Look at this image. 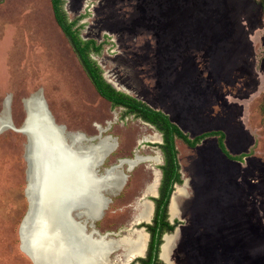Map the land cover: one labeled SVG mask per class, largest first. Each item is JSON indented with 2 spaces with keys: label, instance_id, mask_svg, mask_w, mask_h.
Returning <instances> with one entry per match:
<instances>
[{
  "label": "rangeland",
  "instance_id": "374dc122",
  "mask_svg": "<svg viewBox=\"0 0 264 264\" xmlns=\"http://www.w3.org/2000/svg\"><path fill=\"white\" fill-rule=\"evenodd\" d=\"M83 40L103 43L91 57L118 91L167 114L189 137L221 131L195 148L176 141L184 196L168 236L170 264H264V19L259 0H63ZM34 100V101H33ZM30 102L84 144H113L95 170L120 160L122 187L94 224L105 239L130 234L163 164L159 133L94 90L56 24L50 0H0V113L20 128ZM49 110V111H48ZM23 133H0V264H33L21 251L28 210ZM118 174H120L117 171ZM174 194V193H173ZM172 200L170 209L172 207ZM146 201V202H145ZM169 209V211H170ZM90 223L87 222V231ZM33 228V227H32ZM32 230V229H31ZM130 232V233H129ZM110 238V239H109ZM111 251L110 253H112ZM117 249L109 260L123 259Z\"/></svg>",
  "mask_w": 264,
  "mask_h": 264
},
{
  "label": "bare ground",
  "instance_id": "6f19581e",
  "mask_svg": "<svg viewBox=\"0 0 264 264\" xmlns=\"http://www.w3.org/2000/svg\"><path fill=\"white\" fill-rule=\"evenodd\" d=\"M42 106L40 102H33V110L28 108L26 114L25 129L29 137L25 145L28 210L20 231L21 251L32 263L38 264H120V261L108 259L109 253L115 249L123 250L122 264L142 255L147 234L141 231L131 232L119 240L97 239L94 232L86 231L85 224L98 217L103 201L100 197L102 188L116 186L124 180L117 173L118 167L108 168L104 177L94 172L102 162L103 154L114 145L106 139L97 145L84 144L82 135L66 132L51 122ZM8 119L4 105L0 122L6 123ZM142 159H127L119 164L131 167ZM158 179L156 172L154 184L148 188L152 195ZM184 194V189L177 187L171 209L169 207L171 217L178 216L175 202ZM151 211L152 205L146 202L137 220L148 221ZM170 244L171 238L167 235L161 257L168 264Z\"/></svg>",
  "mask_w": 264,
  "mask_h": 264
},
{
  "label": "trees",
  "instance_id": "16d2710c",
  "mask_svg": "<svg viewBox=\"0 0 264 264\" xmlns=\"http://www.w3.org/2000/svg\"><path fill=\"white\" fill-rule=\"evenodd\" d=\"M52 14L59 29L67 39L72 51L74 52L80 66L88 77L96 93L108 102L111 108H120L123 110L122 116H132L149 125H152L158 133L161 134V144H157L163 155L164 165L162 169V179L159 189V198L155 199L156 208L151 225L141 224L150 233L149 247L156 248V256L159 246L162 244V235L164 233L171 234L179 225V221L173 223L168 222L167 206L171 194L174 191V185L182 182L178 153L175 146L176 141L182 142L188 148H195L207 138H215L217 147L228 160L240 161L242 157L231 156L224 144L225 135L221 131L206 132L194 137H189L174 122H172L167 114L159 109H155L147 103L131 97L123 92L115 90L109 83L105 81L101 68L91 57L92 54L100 55L103 50V43H97L93 39L83 40L80 36V28L78 26L82 17L68 20L64 11L63 0H50ZM262 16L264 19V0H259ZM264 60V52L262 54ZM262 120L264 122V98L260 106Z\"/></svg>",
  "mask_w": 264,
  "mask_h": 264
},
{
  "label": "water",
  "instance_id": "95a60500",
  "mask_svg": "<svg viewBox=\"0 0 264 264\" xmlns=\"http://www.w3.org/2000/svg\"><path fill=\"white\" fill-rule=\"evenodd\" d=\"M106 82L107 83H109L115 90H118L117 88H115L109 81H107L106 80ZM32 102H30L28 105H27V108H30V110H33L32 109ZM37 107L38 108H40L41 106L40 105H37ZM42 109H44V111L46 112V114H47V118L51 121V122H53V120L51 119V116L49 115V113L47 112V110H46V108H45V106L43 105L42 106ZM25 123H26V118L24 119V121H23V123H22V125H21V127L20 128H15L13 125H12V123H11V121H10V118L8 119V122H6V123H2V122H0V133L2 132V131H4V130H6V129H11V130H13L14 132H19V133H23V134H25L26 135V137H27V143L29 142V137H28V135H27V131H26V129H25ZM145 123V122H144ZM54 124V123H53ZM145 124H147V123H145ZM148 125V124H147ZM63 128V127H62ZM159 135H160V137H161V134L159 133ZM162 142V140L160 141V143ZM26 143V144H27ZM159 143V144H160ZM25 144V145H26ZM112 150V148L110 149V150H108L107 152H105L104 154H103V157H102V162H103V160L105 159V157H106V155L110 152ZM25 159H26V154H25ZM127 159H124V160H120V161H126ZM102 162H100V164L102 163ZM99 164V165H100ZM98 166V165H97ZM117 167H120V164H118L117 166H113V167H110L109 169H115V168H117ZM134 166H131V168H129L128 167V169H132ZM97 168V167H96ZM96 168H94V172H95V175H99L100 177H104V175H105V173H106V170H108V169H105L104 170V174H97V170H95ZM120 174H122L121 173V171L120 170H117ZM122 180H120L118 183H117V185L116 186H111V187H107V189H108V191H110V192H112V193H115V191H117V190H119L121 187H122ZM158 184H159V182H158ZM158 186V185H157ZM176 186V185H175ZM102 190H106V188L105 187H103L102 188ZM173 193H174V191H173ZM173 193L171 194V197H170V201H169V206H168V210H169V207H170V204H171V199H172V197H173ZM155 195H156V193H155ZM100 197H101V199L103 200L102 201V204H101V206H100V209H99V213H98V217L97 218H95V219H92L91 220V224L92 225H94V223L97 221V220H99L102 216H103V212H104V210L106 209V207H107V204H108V202H109V199H107L106 197H104L101 193H100ZM146 202V201H145ZM147 203H150L151 205H152V212H153V202H147ZM152 214L153 213H151V217H150V219L148 220V221H137V222H134L136 225H139V224H141V223H150V221H151V218H152ZM170 217V216H169ZM170 219V221L171 220H173V218H169ZM23 222H24V218H23V220H22V223H21V226H20V231H21V228L23 227ZM136 231H141V232H143V233H145V234H147L146 232H145V230H144V228H133L132 230H130V232H136ZM175 231V230H174ZM129 232V233H130ZM106 236V234H104V235H101V237H105ZM126 235H123V236H121V237H119V238H116V239H113V240H119V239H121V238H123V237H125ZM167 236V234H165V235H163V237H162V240H163V243L161 244V247L160 248H162V245L164 244V238ZM147 237H148V234H147ZM20 239H21V236H20ZM110 239V238H109ZM146 246H147V242H146ZM146 246H145V248H146ZM144 248V249H145ZM20 249H22L21 248V246H20ZM144 249L142 250V254H143V251H144ZM136 258H138V257H134V258H132V259H129L125 264H127V263H129V262H131V261H133V260H135ZM34 261V260H33ZM34 264H38V263H35V261L33 262Z\"/></svg>",
  "mask_w": 264,
  "mask_h": 264
},
{
  "label": "flooded vegetation",
  "instance_id": "af4514ba",
  "mask_svg": "<svg viewBox=\"0 0 264 264\" xmlns=\"http://www.w3.org/2000/svg\"><path fill=\"white\" fill-rule=\"evenodd\" d=\"M149 125V124H148ZM149 126H151L152 128H154L152 125H149ZM155 129V128H154ZM156 130V129H155ZM157 131V130H156ZM161 144V143H160ZM158 148V147H157ZM158 150L161 152V154H162V157H163V164L160 166V172H161V178H160V180L158 179V182H159V184L157 183V185H156V189H155V193H156V195H155V193H154V195H152V199H151V202H153V212L151 211V213H153L152 214V218H151V221H150V223H144V224H149V225H151L152 224V222H153V218H154V214H155V208H156V203H155V199H157V198H159V196H160V194H159V189H160V184H161V179H162V169H161V167L164 165V155H163V153H162V151L158 148ZM120 162V161H119ZM105 170V169H104ZM104 170H103V173L102 174H104ZM158 174H159V172H158ZM159 177H160V174H159ZM177 185V184H176ZM174 188H175V185H174ZM102 191H105V190H102ZM169 201H170V199H169ZM168 206H169V203H168ZM168 206H167V215H168V222L169 223H173V222H171L170 221V211L168 210ZM151 217V216H150ZM101 219V218H100ZM99 219V220H100ZM89 222V221H88ZM90 223V222H89ZM143 223H141V224H143ZM140 225V224H139ZM85 226H86V231H87V223L85 224ZM89 226V230H88V232H94L95 233V238H97V239H100L101 238V235H104V234H101L102 232H101V230H100V227H97L95 224L94 225H92L91 223L88 225ZM140 228H144V227H140ZM144 230H145V232L148 234V237L146 238V242H147V246H146V248L144 249V251H143V254L142 255H140V256H135V257H138V258H136L135 260H133V261H131V262H129V263H127V264H168L166 261H164L163 259H162V257H161V245L159 246V249H158V252H157V256H156V248L155 247H149V242H150V233L144 228ZM165 234H167V233H164L163 235H165ZM163 235H162V237H163ZM167 235H169V234H167ZM162 239V238H161ZM162 243H163V240H162ZM115 250H117V249H115ZM113 252H114V250H113ZM112 252V253H113ZM112 253H109V256L112 254ZM109 256H108V259H109ZM109 261H111V260H109ZM114 261H120V264H122V259L121 260H119L118 258H115V259H113L111 262H114ZM124 264V263H123Z\"/></svg>",
  "mask_w": 264,
  "mask_h": 264
}]
</instances>
